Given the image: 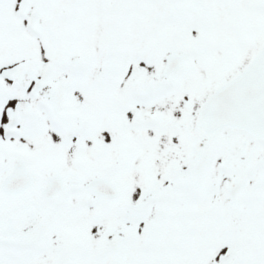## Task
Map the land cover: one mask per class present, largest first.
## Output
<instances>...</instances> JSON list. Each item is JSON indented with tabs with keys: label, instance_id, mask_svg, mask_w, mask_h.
Wrapping results in <instances>:
<instances>
[{
	"label": "snow or ice",
	"instance_id": "1",
	"mask_svg": "<svg viewBox=\"0 0 264 264\" xmlns=\"http://www.w3.org/2000/svg\"><path fill=\"white\" fill-rule=\"evenodd\" d=\"M0 264H264V0H0Z\"/></svg>",
	"mask_w": 264,
	"mask_h": 264
}]
</instances>
